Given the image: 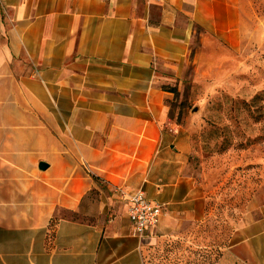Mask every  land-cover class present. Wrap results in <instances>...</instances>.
<instances>
[{
    "label": "crops",
    "instance_id": "obj_1",
    "mask_svg": "<svg viewBox=\"0 0 264 264\" xmlns=\"http://www.w3.org/2000/svg\"><path fill=\"white\" fill-rule=\"evenodd\" d=\"M248 15L246 0H0V264H143L155 231L210 221L158 73L196 35L240 52ZM116 188L164 206L143 239Z\"/></svg>",
    "mask_w": 264,
    "mask_h": 264
},
{
    "label": "rangeland",
    "instance_id": "obj_2",
    "mask_svg": "<svg viewBox=\"0 0 264 264\" xmlns=\"http://www.w3.org/2000/svg\"><path fill=\"white\" fill-rule=\"evenodd\" d=\"M246 3L250 33L240 52L196 35L188 62L158 73L170 122L188 142L189 172L211 193V219L155 231L144 264H264L256 236L264 221V0Z\"/></svg>",
    "mask_w": 264,
    "mask_h": 264
},
{
    "label": "built area",
    "instance_id": "obj_3",
    "mask_svg": "<svg viewBox=\"0 0 264 264\" xmlns=\"http://www.w3.org/2000/svg\"><path fill=\"white\" fill-rule=\"evenodd\" d=\"M115 192L121 200L129 204L128 216L132 225V236L143 239L147 231L158 225L164 206L150 202L143 189L127 192L123 188H116Z\"/></svg>",
    "mask_w": 264,
    "mask_h": 264
},
{
    "label": "water",
    "instance_id": "obj_4",
    "mask_svg": "<svg viewBox=\"0 0 264 264\" xmlns=\"http://www.w3.org/2000/svg\"><path fill=\"white\" fill-rule=\"evenodd\" d=\"M39 168L42 169V170H44L46 168V165L43 164V163H40Z\"/></svg>",
    "mask_w": 264,
    "mask_h": 264
},
{
    "label": "trees",
    "instance_id": "obj_5",
    "mask_svg": "<svg viewBox=\"0 0 264 264\" xmlns=\"http://www.w3.org/2000/svg\"><path fill=\"white\" fill-rule=\"evenodd\" d=\"M166 90V89H165ZM167 92H169L168 90H166ZM146 255V254H145ZM144 259H145V256H144ZM144 264V263H143Z\"/></svg>",
    "mask_w": 264,
    "mask_h": 264
}]
</instances>
